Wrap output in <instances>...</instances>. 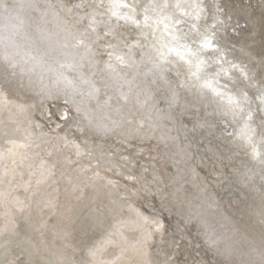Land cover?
Wrapping results in <instances>:
<instances>
[{
  "label": "rangeland",
  "instance_id": "rangeland-1",
  "mask_svg": "<svg viewBox=\"0 0 264 264\" xmlns=\"http://www.w3.org/2000/svg\"><path fill=\"white\" fill-rule=\"evenodd\" d=\"M99 2L0 0V264H264V0H202V18L178 25L193 47L192 23L215 33L226 62L204 55L252 101L251 143L182 62L156 65L153 21L176 0H126L141 24L118 22L131 66L116 83L117 41L89 27L108 20Z\"/></svg>",
  "mask_w": 264,
  "mask_h": 264
},
{
  "label": "snow or ice",
  "instance_id": "snow-or-ice-1",
  "mask_svg": "<svg viewBox=\"0 0 264 264\" xmlns=\"http://www.w3.org/2000/svg\"><path fill=\"white\" fill-rule=\"evenodd\" d=\"M103 0L96 5V9L103 8ZM172 7L175 9L170 15L163 16L153 21V24L159 25L163 24V31L161 32L159 44L156 47V57L155 62L157 66L162 67L163 64L171 63L172 61L169 57H175L178 62H182L186 68V75L188 77V82L192 87H194L198 94L207 100L208 103L214 104L216 109L221 112V114L226 116H231L233 121L238 124V138L243 139L249 143L252 141V136L254 134V129L251 128L250 122L253 119V113L250 109L252 101L249 99L246 92L231 91L228 86L222 85L219 82L221 73L225 77L231 79L228 72L222 67L219 71H210L212 68V62L210 58H205V53L213 52L217 54L216 64H222L224 61L223 56L220 55L221 49L215 42V33L208 32L207 29L201 33L197 28L196 23H192L190 31H195L198 36H200V41L196 47L192 45L195 41L189 43L191 39L188 32H184L178 27L181 23H185L184 17H190L193 21H199L201 13L205 11L202 0L199 2L189 3L188 0H176L173 5L165 3L163 8ZM127 8L131 15H121L120 9ZM191 9V11H188ZM155 11V8H153ZM136 6L134 4L127 3L126 0H110L106 12H98L97 14L103 16L107 15L108 20L96 21L93 15L92 21L89 25L92 32L96 29L94 25L104 24L106 31L103 33L104 36H112L117 43L113 44L111 42L106 44L107 55L109 60L106 64V70L108 71V77L113 82H118L120 78V70L125 67H130V57L123 53L121 48L123 41L120 39L117 33V28L119 26L118 22L124 20L125 22H131L136 26L141 24V21L135 19ZM148 9H144V19L143 24L147 26L149 24L150 17L148 16ZM115 18L117 24H112L111 20ZM168 21V23H164ZM214 27V25H213ZM83 34H72V39L75 41V47H87L85 40L82 38ZM97 35V39H99ZM95 43V41H92ZM238 66L235 64L231 65L232 69H236ZM241 75L247 78V73L242 69ZM104 87L108 84L104 83ZM260 93L258 99L264 110V86L257 89ZM247 109V111H246ZM254 155H256L255 148H253Z\"/></svg>",
  "mask_w": 264,
  "mask_h": 264
},
{
  "label": "bare ground",
  "instance_id": "bare-ground-1",
  "mask_svg": "<svg viewBox=\"0 0 264 264\" xmlns=\"http://www.w3.org/2000/svg\"><path fill=\"white\" fill-rule=\"evenodd\" d=\"M7 24H8V23H7ZM2 25H3V24H2ZM4 26H5V25H4ZM14 26H15V25H14ZM4 30H5V29H4ZM9 31H10V30H9ZM12 31H13V29H12ZM18 31H19V30H18ZM6 32H8V31H6ZM11 33H12V32H11ZM14 33H15V32H14ZM12 34H13V33H12ZM8 35L10 36V34H8ZM13 35H14V34H13ZM11 38H13V36H12ZM15 39H16V38H15ZM15 39H14V41H15ZM18 39H19V38H18ZM8 40L12 43V41L10 40V38H9ZM12 40H13V39H12ZM10 42H9V43H10ZM6 43H7V42H6ZM16 43H18V42H16ZM2 44H4V43H2ZM5 45H6V44H5ZM17 45H18V44H17ZM4 48H5V47H4ZM18 53H19V51H18ZM16 54H17V53H16ZM25 57H26V56H25ZM21 59H23V57L20 58V62H21V63H22V61H23V62L25 61V59L22 60V61H21ZM27 60H29V59H27ZM27 60H26V61H27ZM26 61L24 62L25 65H26ZM30 62H31V61H30ZM30 62L28 63V65H30ZM31 64H32V63H31ZM28 65H27V66H28ZM27 66H26V67H27ZM32 66L34 67V65H31L30 67H32ZM30 67H29V68H30ZM31 69H32V68H31ZM29 70H30V69H29ZM35 71H36V70H35ZM35 121H36V120H35ZM69 122H70V121H69ZM71 126H73V125H71ZM1 131H2V130H1ZM6 131H7V130H6ZM32 134H33V133H32ZM3 136H4V135H3ZM50 136H51V134H50ZM6 137H7V136H6ZM40 137H41V136H40ZM14 138H15V137H14ZM0 139H1V138H0ZM40 140H41V139H40ZM47 141H48V140H47ZM47 141H46V142H47ZM51 141H52V140H51ZM90 145H91V144H90ZM95 148H96V147H95ZM101 148H102V147H101ZM104 148H105V147H104ZM94 150H95V149H94ZM94 150H93V151H94ZM96 151H97V150H96ZM95 153H96V152H95ZM110 160H111V159H110ZM103 161H104V160H103ZM104 163H105V162H104ZM115 164H116V163H115ZM111 165L113 166V164H111ZM105 190H106V189H105ZM105 190H104L103 193L106 192ZM99 191H100V190H99ZM99 193H100V192H99ZM103 195H104V194H103ZM21 226H22V225H21ZM24 227H25V226H24ZM18 233L20 234V231H19ZM15 235H16V234H15ZM14 240H15V239H14ZM8 251H9V250H8Z\"/></svg>",
  "mask_w": 264,
  "mask_h": 264
}]
</instances>
